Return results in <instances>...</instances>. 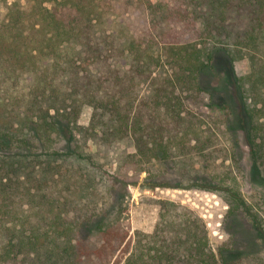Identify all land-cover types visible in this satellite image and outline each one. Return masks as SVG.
Here are the masks:
<instances>
[{
  "label": "trees",
  "instance_id": "trees-1",
  "mask_svg": "<svg viewBox=\"0 0 264 264\" xmlns=\"http://www.w3.org/2000/svg\"><path fill=\"white\" fill-rule=\"evenodd\" d=\"M131 6L156 24L118 44L120 23L109 17ZM3 7L0 264H242L247 257L264 264V212L240 188L241 150L187 105L204 92L212 48L222 47L247 117L252 169L264 186V0H4ZM245 58L250 72L240 75ZM84 105L93 111L81 129ZM80 131L102 143L131 141L139 164L185 168L175 182L153 172L154 186L220 195L229 238L215 251L205 219L170 199L157 200L152 233L130 235L121 203L82 192L74 167L86 159ZM219 159L228 160L226 169L206 170ZM194 160L204 169H194Z\"/></svg>",
  "mask_w": 264,
  "mask_h": 264
},
{
  "label": "rangeland",
  "instance_id": "rangeland-1",
  "mask_svg": "<svg viewBox=\"0 0 264 264\" xmlns=\"http://www.w3.org/2000/svg\"><path fill=\"white\" fill-rule=\"evenodd\" d=\"M13 2L14 0H8ZM153 3L161 0H151ZM4 0H0V15L4 12ZM115 19V20H114ZM109 20L120 23L117 30L119 37L117 43H123L125 36L135 29L150 25L151 15L144 8L131 6L128 10H119L109 17ZM109 23V22H108ZM111 25V22L109 23ZM115 28V27H114ZM113 30V27H111ZM213 60L201 74V85L204 92L198 98H188L187 105L199 113L206 124L215 127L218 133H226L238 144L241 150L242 171H236L240 188L245 197L254 203H260L264 212V186L258 180V176L252 169L249 147L246 144L247 117L235 77L231 70L226 51L222 47H213ZM129 67L127 60L122 61V71ZM237 71L240 75L250 72V64L247 58L239 61ZM163 73L160 67L155 68V75ZM141 94L148 95L150 85L143 82L140 85ZM92 107L84 105L81 109L77 125L82 129L90 123ZM80 139L85 150L86 159L84 165L76 168V177L85 196L97 201L103 200L107 205L121 203L122 216H127L130 223V235L139 229L152 233L158 219L160 206L158 199H170L193 209L202 216L208 224L211 233V244L215 251L229 238V229L223 224L228 204L217 193L201 189H180L163 185L154 186L153 172L160 171L158 177L162 180H178L177 170L161 164H139L136 150L131 141L102 143L82 135ZM223 140L225 138L221 136ZM63 143V142H62ZM65 144V142L63 143ZM65 146H67L65 144ZM60 148L61 146L58 145ZM71 150V149H70ZM224 156V153H220ZM74 160L73 157H71ZM194 169L203 170L202 161L194 160ZM228 165V160L219 161L207 167L206 170L223 171ZM111 218L116 213H110ZM244 245H238V252H247ZM119 253V252H118ZM260 253V252H259ZM263 256V253H260ZM245 256V255H244ZM242 264H254L250 257L244 258ZM113 264V262L111 263Z\"/></svg>",
  "mask_w": 264,
  "mask_h": 264
}]
</instances>
